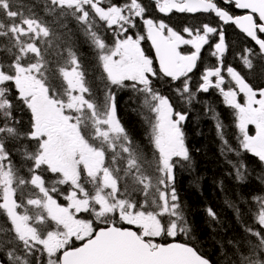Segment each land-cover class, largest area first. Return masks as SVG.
Returning <instances> with one entry per match:
<instances>
[{
  "label": "snow or ice",
  "instance_id": "snow-or-ice-1",
  "mask_svg": "<svg viewBox=\"0 0 264 264\" xmlns=\"http://www.w3.org/2000/svg\"><path fill=\"white\" fill-rule=\"evenodd\" d=\"M174 13L210 20L178 28ZM72 21L95 52L103 99L93 95ZM229 24L251 42L236 53L247 74L224 63ZM102 29L113 33L111 43ZM0 38V255L7 264H213L193 243L175 187L176 169L191 162L187 115L156 83L165 80L187 104L218 90L233 110L239 148L264 164V84L247 78H264V0H0ZM206 45L217 64L194 80ZM117 90L150 113V147L137 145L121 123ZM209 110L222 151H237ZM232 167L243 181L245 165ZM253 199L258 228L245 224L246 236L227 241L225 264H264V196ZM206 213L219 222L211 207Z\"/></svg>",
  "mask_w": 264,
  "mask_h": 264
},
{
  "label": "trees",
  "instance_id": "trees-1",
  "mask_svg": "<svg viewBox=\"0 0 264 264\" xmlns=\"http://www.w3.org/2000/svg\"><path fill=\"white\" fill-rule=\"evenodd\" d=\"M18 2L28 5L33 0H18ZM69 28L73 29L71 39L82 58L93 95L103 99V83L99 79L102 70L99 68L95 52L83 33L77 29L74 21L69 23ZM101 34L111 43L113 33L102 29ZM230 44L232 48H237L235 42L230 41ZM143 46L152 54L147 44ZM164 86L165 80L156 83L161 93L165 90ZM168 87L170 88L169 84ZM171 99L174 105L179 103L185 107L183 111L188 114V121L183 129L191 162H185L176 169L175 187L181 206L193 229L192 235L195 237L193 243L213 264H225L223 251L231 247L227 245V241L246 236L245 224L258 228L250 217L258 210V203L253 197L264 196V179L261 180L264 176L263 169L260 170L254 158L248 155H245V158L242 157L237 143L239 132L235 128L231 113L224 107L219 96L216 97L212 91L206 94L200 93L196 95L191 104L178 101L177 97ZM141 104L142 100H138L131 92L117 90V112L121 123L137 145L148 148L150 147L148 143L150 132L146 131L140 116L146 119L150 113H147ZM192 106H195L194 109ZM210 108L215 110V114L224 124V139L228 140L229 145L237 151H222L223 141L220 139L218 130L214 128L216 120ZM17 117L27 123V114L17 113ZM233 133L236 136H233ZM229 161L232 163L243 161L247 170L245 184L238 182L235 169ZM230 203L236 204L242 214L238 216L229 206ZM208 207L217 213L219 222L212 221L207 216ZM186 239L183 240L180 237L176 240L186 242ZM0 256L7 264L6 258Z\"/></svg>",
  "mask_w": 264,
  "mask_h": 264
},
{
  "label": "flooded vegetation",
  "instance_id": "flooded-vegetation-1",
  "mask_svg": "<svg viewBox=\"0 0 264 264\" xmlns=\"http://www.w3.org/2000/svg\"><path fill=\"white\" fill-rule=\"evenodd\" d=\"M120 3L123 2V0H119ZM148 0H145V3H147ZM233 12H235L236 14H243L242 10L239 9H232ZM150 14L159 17V18H163L166 21H169V17L164 16V14L162 13H158L157 11H155L154 9H150ZM210 18L207 16V14H181V13H174L171 16L170 19V23L174 26H178V28H182L183 26H196L199 25L201 22H209ZM211 22L215 23V18H211ZM223 30L225 31V36H226V42L229 44V50L228 52L225 54L224 57V63L225 65H231L235 68H237V70H240L242 72V74H247L248 70L243 69L242 64L239 62V58L236 55V53L239 51L240 48L247 46L249 43H251L250 41L245 42L246 38L244 37V34L241 33L239 31V29H237L234 25H223ZM186 35V34H185ZM216 37L212 38V42L214 43L216 41ZM230 41L232 43H236L237 44V48H232ZM144 44H147L150 48V42H144ZM143 44V45H144ZM254 46V45H253ZM212 49L209 46H205V48L202 50V57H203V64L201 65V67L197 70L196 72V76L194 77V80L197 79L200 75V73L203 71V67L205 66H212L217 64V60L215 57H212L210 55V51ZM152 51V50H151ZM152 54H154L152 52ZM225 75V79L226 82L228 81V77H227V73L225 71L224 73ZM247 78L249 79V81L254 84V85H260V84H264V78H260L259 76H254V75H248ZM165 90L162 91V94L164 95H168L170 98H174L175 93L168 87V84L165 82ZM167 90V91H166ZM210 91H212L214 93V95L217 97L218 95V90L216 89H210L207 93H209ZM206 94L205 92H198L197 95L199 94ZM179 110L183 111L185 110V107H183L181 104H176L175 105ZM195 106H192V109H194ZM232 115V119H233V123L235 125V120H234V116H233V112L229 111ZM254 126L250 127V134H254ZM233 136H236L235 133H233ZM262 169L264 170V167H262Z\"/></svg>",
  "mask_w": 264,
  "mask_h": 264
},
{
  "label": "rangeland",
  "instance_id": "rangeland-1",
  "mask_svg": "<svg viewBox=\"0 0 264 264\" xmlns=\"http://www.w3.org/2000/svg\"><path fill=\"white\" fill-rule=\"evenodd\" d=\"M110 32H111V31H110ZM111 33H112V32H111ZM160 81H161V80H160ZM218 95H219V97H220V99H221V101H222L224 107H225L228 111L233 112V110H232L231 108H229L226 104H224V102H223V97L220 95L219 91H218ZM186 115H187V119H186L185 122H183V126H184V125L187 123V121H188V114L186 113ZM140 118L142 119V121H143L144 124H145L146 131H147V132H150V126H149L148 123L146 122V119H144V116H140ZM250 127H251V126H250ZM214 128H215V130H217V128H216L215 125H214ZM235 128H236V126H235ZM236 130L238 131L237 128H236ZM238 132H239V131H238ZM237 143H238V145H239V139H237ZM240 150H241L242 157H244L245 155H248V156L254 158L255 161L258 163V165H259V167H260V170L262 171V167H264V164H262V163L258 160V158H256L255 156H253V155L250 154V153H246V152H244L242 149H240ZM244 158H245V157H244ZM242 163H243V161H242ZM263 175H264V170H263ZM262 178H264V176L261 177V180H263ZM238 182H240V183H242V184H245V183L247 182V180H246V178H245L243 181L239 180ZM260 186H261V188H262L261 182H260ZM81 215H82V217H84V215H85V216H87V218H88V214H87V213H82ZM84 218H85V217H84ZM180 237H181L183 240L186 239V238L183 237V236H178L176 239H178V238H180ZM169 241H171V238H169Z\"/></svg>",
  "mask_w": 264,
  "mask_h": 264
},
{
  "label": "clouds",
  "instance_id": "clouds-1",
  "mask_svg": "<svg viewBox=\"0 0 264 264\" xmlns=\"http://www.w3.org/2000/svg\"><path fill=\"white\" fill-rule=\"evenodd\" d=\"M84 217L87 218V216H85V215H84ZM177 241L185 242L183 240H177ZM0 259H2L1 256H0Z\"/></svg>",
  "mask_w": 264,
  "mask_h": 264
},
{
  "label": "bare ground",
  "instance_id": "bare-ground-1",
  "mask_svg": "<svg viewBox=\"0 0 264 264\" xmlns=\"http://www.w3.org/2000/svg\"><path fill=\"white\" fill-rule=\"evenodd\" d=\"M145 47V46H144ZM146 49V48H145ZM147 50V49H146Z\"/></svg>",
  "mask_w": 264,
  "mask_h": 264
},
{
  "label": "water",
  "instance_id": "water-1",
  "mask_svg": "<svg viewBox=\"0 0 264 264\" xmlns=\"http://www.w3.org/2000/svg\"><path fill=\"white\" fill-rule=\"evenodd\" d=\"M178 242H181V241H178Z\"/></svg>",
  "mask_w": 264,
  "mask_h": 264
}]
</instances>
